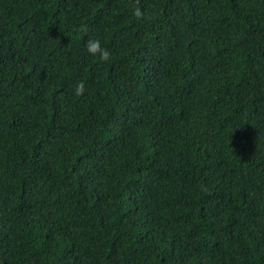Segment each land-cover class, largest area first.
<instances>
[{
    "label": "trees",
    "instance_id": "trees-1",
    "mask_svg": "<svg viewBox=\"0 0 264 264\" xmlns=\"http://www.w3.org/2000/svg\"><path fill=\"white\" fill-rule=\"evenodd\" d=\"M0 264H264V0H0Z\"/></svg>",
    "mask_w": 264,
    "mask_h": 264
},
{
    "label": "clouds",
    "instance_id": "clouds-1",
    "mask_svg": "<svg viewBox=\"0 0 264 264\" xmlns=\"http://www.w3.org/2000/svg\"><path fill=\"white\" fill-rule=\"evenodd\" d=\"M133 14L137 16L140 15L139 11L136 9H133ZM84 47L87 53L92 55L94 58L98 54V59L100 61H105L109 58L110 53L106 48L102 47L99 38L90 37L85 41ZM83 91H84V83L82 81L77 82L74 85V94L76 96H80L83 93Z\"/></svg>",
    "mask_w": 264,
    "mask_h": 264
}]
</instances>
